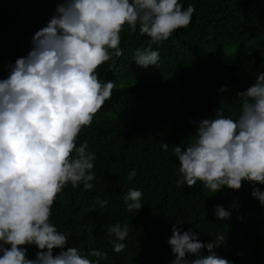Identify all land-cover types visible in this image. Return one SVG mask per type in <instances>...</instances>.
Segmentation results:
<instances>
[{"label":"trees","instance_id":"16d2710c","mask_svg":"<svg viewBox=\"0 0 264 264\" xmlns=\"http://www.w3.org/2000/svg\"><path fill=\"white\" fill-rule=\"evenodd\" d=\"M59 2L0 0V80L9 76V64L28 54L34 34L47 25ZM179 3L183 10L195 9L188 27L150 44L139 27L133 32L125 25L123 54L97 68L98 79L112 81L114 88L77 140L95 154L94 188H73L69 182L52 206L50 222L70 234L69 246L83 254L93 248L107 252L101 264H171L175 257L167 241L173 225L198 233L202 242L225 234V245L214 251L231 264H264V206L251 195L254 186L264 191V185L242 181L239 190L224 187L215 194L200 181L194 188L177 187L181 174L173 152L175 145L193 142L196 122L215 118L216 110L235 118L236 93L264 72V0ZM147 47L160 59L145 68L134 61V52ZM163 142L169 144L167 151ZM133 169L136 176L129 180ZM133 188L143 192L138 213L129 212L124 201ZM104 200L108 203L101 208ZM217 205L231 210V217L217 219ZM117 222L129 227L127 247L120 253L110 243L115 238L107 235ZM24 247L29 259L40 251Z\"/></svg>","mask_w":264,"mask_h":264},{"label":"clouds","instance_id":"9594fccd","mask_svg":"<svg viewBox=\"0 0 264 264\" xmlns=\"http://www.w3.org/2000/svg\"><path fill=\"white\" fill-rule=\"evenodd\" d=\"M194 11L191 5L183 10L179 0H60L47 25L34 34L28 54L8 65L9 76L0 80V264L107 260V252L93 248L85 255L69 246L70 234L50 222L52 206L69 182L73 188H94L95 154L77 140L114 88L112 81L99 80L96 70L123 54L125 25L133 32L139 27L150 44H159L188 27ZM159 59L151 47L134 52V61L145 68ZM236 97L235 118L218 109L215 118L196 122L193 142L174 146L181 174L177 187L194 188L200 181L215 194L224 187L239 190L242 181L264 185V72ZM168 147L163 142L165 151ZM135 176L133 169L128 178ZM251 195L264 206V191L254 186ZM142 196L141 190L129 189L124 197L129 212H139ZM107 203L99 201L101 208ZM214 211L221 221L232 215L222 205ZM171 231V264H231L214 251L225 245V234L202 242L191 229L173 225ZM107 235L115 238L110 243L120 253L129 227L117 222ZM26 245L40 250L35 259L27 258ZM56 248L61 251L54 255Z\"/></svg>","mask_w":264,"mask_h":264}]
</instances>
